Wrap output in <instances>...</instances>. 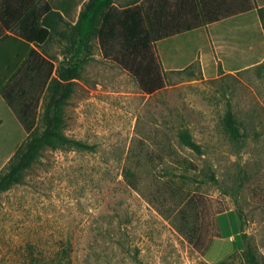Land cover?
Returning <instances> with one entry per match:
<instances>
[{
  "label": "rangeland",
  "instance_id": "374dc122",
  "mask_svg": "<svg viewBox=\"0 0 264 264\" xmlns=\"http://www.w3.org/2000/svg\"><path fill=\"white\" fill-rule=\"evenodd\" d=\"M254 2L156 43L165 86L153 94L90 41L66 82L64 131L95 150L46 149L1 195L0 264H251L249 247L264 264V0ZM73 40L51 47L57 78ZM46 96L28 125L0 96V173L42 131ZM230 109L239 142L225 130Z\"/></svg>",
  "mask_w": 264,
  "mask_h": 264
},
{
  "label": "trees",
  "instance_id": "16d2710c",
  "mask_svg": "<svg viewBox=\"0 0 264 264\" xmlns=\"http://www.w3.org/2000/svg\"><path fill=\"white\" fill-rule=\"evenodd\" d=\"M254 7V0H128L119 3L116 0H89L70 31L74 38V54L69 58L68 66L61 69L58 78L52 76L54 64L43 59L29 43H22L23 47L13 45L10 49L1 46L0 93L3 92L25 124L34 120L41 96H47L43 129L29 136L10 160L7 169L0 173V197L23 182L28 169L46 149L95 150L94 145L70 138L64 131V106L71 92L66 82L80 77L86 63L80 54L92 39L99 41L105 56L136 80L143 93L153 94L165 86L156 43L250 12ZM53 31L40 28L34 34H25V38L44 48L43 43ZM36 57L40 59L38 63L34 61ZM10 81L12 83L8 87ZM224 125L233 141L242 139L240 123L231 109L224 117ZM180 137L186 146L200 151V145L188 130L182 131ZM133 177L131 171L125 172L128 184L135 187ZM248 256L251 264H260L251 247ZM27 259H34L33 250Z\"/></svg>",
  "mask_w": 264,
  "mask_h": 264
},
{
  "label": "crops",
  "instance_id": "0c3cea01",
  "mask_svg": "<svg viewBox=\"0 0 264 264\" xmlns=\"http://www.w3.org/2000/svg\"><path fill=\"white\" fill-rule=\"evenodd\" d=\"M89 0H0V47H12L22 43H29L32 48L41 54L42 58L48 62H55L56 56L51 53V47L71 45L70 31L77 23L80 14ZM58 14V15H56ZM42 23V26H41ZM40 28L54 30L52 35L43 43L41 48L35 41H28L25 34H34ZM56 30L58 32H56ZM193 31L186 32L191 34ZM184 34V33H183ZM182 34L169 37L159 41L157 44L174 41ZM32 37H34L32 35ZM7 45V46H6ZM165 44L162 48L167 47ZM69 55V54H67ZM66 57V54L64 55ZM68 59L70 55L67 56ZM33 59V58H32ZM40 59L35 58L38 63ZM32 61V60H31ZM55 67L53 77H55ZM12 83L8 84V87ZM3 96V92L0 93Z\"/></svg>",
  "mask_w": 264,
  "mask_h": 264
}]
</instances>
